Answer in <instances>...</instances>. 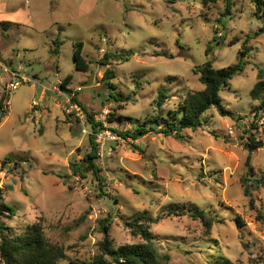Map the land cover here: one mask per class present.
<instances>
[{
	"label": "rangeland",
	"instance_id": "374dc122",
	"mask_svg": "<svg viewBox=\"0 0 264 264\" xmlns=\"http://www.w3.org/2000/svg\"><path fill=\"white\" fill-rule=\"evenodd\" d=\"M0 1L22 17L8 26L0 22L1 57L34 81L15 91L0 125V164L21 160L16 170L11 164L0 171L5 202L15 211L0 222L13 235L41 218L48 240L66 251L61 264H86L101 254L106 220L119 248L143 242L125 223L145 215L153 218L150 230L170 264H210L218 255L264 264V109L251 97L264 68V19L255 16L254 0H230V11L227 0L208 7L201 0ZM27 8L34 27L26 23ZM58 37L56 57L50 51ZM75 41L85 44L86 72L76 70ZM243 46L246 69L220 92L232 116L213 108L207 125L185 130L180 139L157 127L137 140L119 134L133 136L158 114L153 103L160 90L170 96L165 114L189 91L204 89L194 68L208 60L216 69L237 64ZM128 51L134 55L127 61L104 60ZM68 75L72 93L59 84ZM72 95L84 108L85 125L65 113ZM89 115L122 139L98 144L101 180L86 165L84 176L71 169L92 150ZM174 204L184 207L182 215L163 212ZM190 210L206 212L207 222Z\"/></svg>",
	"mask_w": 264,
	"mask_h": 264
},
{
	"label": "trees",
	"instance_id": "16d2710c",
	"mask_svg": "<svg viewBox=\"0 0 264 264\" xmlns=\"http://www.w3.org/2000/svg\"><path fill=\"white\" fill-rule=\"evenodd\" d=\"M175 0H173L174 2ZM204 7H208L211 4H216L219 0H201ZM227 11H230V0H227ZM54 3L55 0H52ZM256 5L255 16L264 19V0H254ZM225 17V15H224ZM220 23L225 26V19L221 18ZM4 26H8L10 23H3ZM264 33V28H262ZM214 41H218L216 38ZM63 42L58 37L53 42L51 54L59 56L60 48ZM74 48V61L77 71H88L89 63L84 57L85 44L82 41H75L73 43ZM243 51L240 52L237 64L228 66L222 69H216L213 66V62L208 60L203 66L195 67L193 72L199 76L200 82L204 85V89L200 91H189L187 95L180 96L182 99L179 102L178 107L170 109L167 113H163V107L166 105L170 96L166 90H160L158 97L154 100L153 105L156 107L158 114L152 119L145 122L147 125H139L133 132V136L128 134L126 138H132L134 140L139 139L141 136L147 135L151 131H155V127L160 128V133L171 136L174 135L180 139L185 130L196 131L208 124L206 115L213 109L217 108L220 115L223 117L232 116V112L227 110L222 103L220 92L229 87L230 82L235 76L242 74L247 66L245 57L249 54V49L243 46ZM209 52V48H208ZM131 55H134L133 51L121 52L120 54L108 53L106 54L105 61H108L110 57L116 59V61H127ZM111 71L107 72L106 79H111ZM73 76L68 75L61 84V88L64 91L72 93L73 91L68 88V85L72 82ZM109 87H114V84H109ZM251 97L253 100L261 101L259 109H264V68H259L258 82L254 89L251 91ZM123 98V94L119 93V96L115 98L119 101ZM74 100L78 102L82 109V104L74 97ZM2 101H0V125L3 122L7 114L2 112ZM124 101V100H121ZM114 116V114H111ZM92 116L89 115L90 123L92 124V133L90 134V142L92 144V150L83 158V165L71 164L72 171L76 174L79 173L84 176L83 166H87V171L93 172V174L100 179V169L98 168L95 160L98 158V144L96 142V135L102 129L104 124L102 122L92 121ZM132 119V118H130ZM122 117H119L117 121H121ZM253 141V140H252ZM260 147V146H258ZM255 146L249 147V150L254 149ZM19 159L8 157L0 164V171H4L6 167L13 164V170H16L20 165ZM23 162V161H22ZM25 162V161H24ZM10 170L12 174L14 171ZM26 171H23L21 179L25 178ZM245 192L248 193L249 189L246 187ZM184 207L179 205H170L163 209V212H167V215H182ZM193 211V212H192ZM190 210L189 215L195 219H200L207 222V213L200 210ZM15 211L5 202V189L0 187V220L13 219ZM153 218H149L145 215H140L133 222H126L125 225L132 229L134 234L140 235L143 242L132 245H124L119 248H114L110 239V226L109 220L102 224L104 233V239L99 243V249L101 254L94 258L92 262L86 264H170V256L163 255L158 249L156 244V236L150 230V224ZM210 224V223H209ZM66 258V251L63 246L51 243L45 233V228L40 218L38 221L28 225L24 233L13 235V228L6 225L3 221L0 222V264H61ZM75 264V263H72ZM210 264H235L229 258L218 255L217 258L212 260Z\"/></svg>",
	"mask_w": 264,
	"mask_h": 264
},
{
	"label": "built area",
	"instance_id": "2783aa9c",
	"mask_svg": "<svg viewBox=\"0 0 264 264\" xmlns=\"http://www.w3.org/2000/svg\"><path fill=\"white\" fill-rule=\"evenodd\" d=\"M102 51V50H101ZM33 83L34 81L22 74L20 70L12 68L8 63L0 58V85L3 88V101H2V112L8 114L11 110V100L15 91L20 87L22 83ZM62 82L60 83L61 86ZM58 90V89H57ZM62 94V93H60ZM75 96H67L65 99V113L67 115H74L78 120L82 121L85 125V115L83 109L80 107L78 102L74 100ZM37 106V104H35ZM106 127V126H104ZM86 132V130H84ZM230 134H233V130L230 128ZM115 140L122 141V139L113 133L108 128L102 129L96 135L97 144L104 145L106 141Z\"/></svg>",
	"mask_w": 264,
	"mask_h": 264
},
{
	"label": "crops",
	"instance_id": "0c3cea01",
	"mask_svg": "<svg viewBox=\"0 0 264 264\" xmlns=\"http://www.w3.org/2000/svg\"><path fill=\"white\" fill-rule=\"evenodd\" d=\"M13 5V4H12ZM10 4H1V1H0V22L2 23H12V20H14V22H17L16 20H21V16L18 15L19 12H15L14 11V6H12ZM23 12V11H22ZM17 17V18H16ZM32 14H31V11L29 10V8H27V13H26V23L27 25H30L31 27H34L35 26V23H34V20L32 19ZM11 20V21H10ZM25 23V22H24ZM1 52V51H0ZM7 54H9V52H7ZM1 53H0V58L2 59L3 57H1ZM4 59V58H3ZM2 59V60H3ZM6 61V63H8L12 68H14V63H13V59L8 57V59H4ZM15 69V68H14ZM64 80V79H63ZM62 82L59 81V84ZM55 91L57 90V87L55 86L54 87ZM45 99V94L42 92V96H41V101H43ZM5 119V118H4ZM2 124V123H1ZM13 179L15 180H18L14 177H12ZM10 178L8 179H5V184L6 182L9 180ZM20 181V180H18ZM4 188V187H2Z\"/></svg>",
	"mask_w": 264,
	"mask_h": 264
}]
</instances>
